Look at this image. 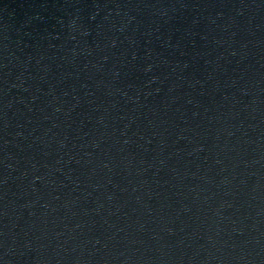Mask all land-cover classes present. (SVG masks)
Returning <instances> with one entry per match:
<instances>
[{"label":"water","instance_id":"95a60500","mask_svg":"<svg viewBox=\"0 0 264 264\" xmlns=\"http://www.w3.org/2000/svg\"><path fill=\"white\" fill-rule=\"evenodd\" d=\"M0 264H264V0H0Z\"/></svg>","mask_w":264,"mask_h":264}]
</instances>
